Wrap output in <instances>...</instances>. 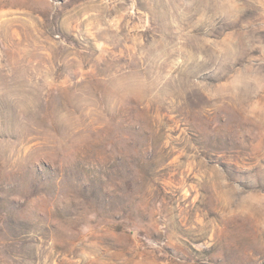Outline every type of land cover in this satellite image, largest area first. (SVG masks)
<instances>
[{"label": "rangeland", "instance_id": "rangeland-1", "mask_svg": "<svg viewBox=\"0 0 264 264\" xmlns=\"http://www.w3.org/2000/svg\"><path fill=\"white\" fill-rule=\"evenodd\" d=\"M0 264H264V0H0Z\"/></svg>", "mask_w": 264, "mask_h": 264}]
</instances>
